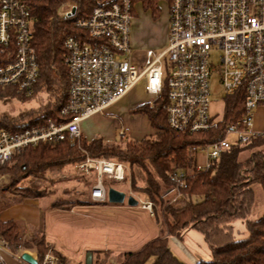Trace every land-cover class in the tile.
<instances>
[{
	"label": "built area",
	"instance_id": "built-area-1",
	"mask_svg": "<svg viewBox=\"0 0 264 264\" xmlns=\"http://www.w3.org/2000/svg\"><path fill=\"white\" fill-rule=\"evenodd\" d=\"M38 1L42 0H0V88L15 86L27 97L34 94L39 76L32 42L33 11ZM64 4L58 16L75 19L77 6ZM168 15L167 47L158 54L147 50L141 68L131 58V0L100 3L87 18L73 20L80 32L69 34L63 43L69 85L61 110L63 116L71 118L59 124L48 119L47 125L19 132L0 130V165L11 161L16 150L41 140L56 141L68 135L75 144L82 135L84 119L104 113L142 81L154 100L166 91L164 108L173 130H219L225 115L219 119L209 109V81L216 70L209 62L213 47L222 53L218 71L226 97L240 92L245 100L242 115L226 123L219 138L202 148H190L197 154L195 169L208 170L231 146L264 137V0H169ZM259 107L263 110L261 129L252 120ZM233 134L235 141L229 139ZM120 135L125 136V132L121 130ZM77 168L95 173L90 191L94 202L107 201L105 179L122 181L127 169L124 163L90 156ZM187 177L184 170L172 173V185L163 196L179 204L183 200L180 188ZM141 206L153 214L152 201L141 200ZM1 243L7 246L4 239ZM0 264L7 263L1 259ZM38 264H59V256L49 249Z\"/></svg>",
	"mask_w": 264,
	"mask_h": 264
},
{
	"label": "trees",
	"instance_id": "trees-1",
	"mask_svg": "<svg viewBox=\"0 0 264 264\" xmlns=\"http://www.w3.org/2000/svg\"><path fill=\"white\" fill-rule=\"evenodd\" d=\"M63 1L65 0L38 1L40 3H35L33 11L32 42L39 64L34 94H49L47 106L39 109L35 115L23 113L24 116L13 120L12 124L0 121V130L19 132L27 127L47 125L48 119L59 124L71 118L61 114L67 102L69 85L63 43L69 34L80 32L73 20L87 18L96 5L110 0H78L75 19L56 17ZM131 1L134 15L135 5L138 3L145 10H150L153 17L159 16L162 0ZM16 91L15 86L0 88V99ZM244 100L240 92L226 97L225 119L219 130L189 133L169 127L164 108V90L154 101L145 102L133 109L134 112L148 116L156 129L154 135L115 142H108L101 136L87 139L81 135L73 145L68 135L56 141L41 140L16 150L11 161L0 165V174L9 173L11 176L8 187L16 189L27 179L35 180L41 187L50 179L49 172L62 171L68 165L83 162L88 156L115 159L131 167L139 166L146 174V184L138 185L132 176L131 187H139V192L153 202L154 208L157 205L161 207L166 226L163 231L173 236L191 226L204 234L211 248L212 259L200 260L195 264H264V213L257 219L248 218L254 196L252 184L259 183L264 190V160L259 155L260 152L263 153L264 137L231 146L208 170L195 169L197 154L190 149L192 146L202 148L207 142L219 138L226 123L242 115ZM252 164L253 179L248 182L240 174V170ZM177 170L188 172V177L185 186L180 188L183 200L179 204H173L163 193L172 185L170 175ZM127 175L126 173L124 180ZM95 180L94 175L87 178L85 183L91 187ZM40 187L24 184L19 191L8 196L4 205L21 202L27 196H42L45 192ZM238 218H245L248 235L235 239L232 223ZM0 237L13 252H17L19 248L35 250L38 261L50 249L42 232L31 238L24 237L20 225L14 220L0 218ZM98 253L105 254V251L98 250ZM118 255L120 264H194L180 259L171 250L169 238L164 233L149 240L137 251L121 252ZM58 256L59 264H65V258ZM100 264H104V261Z\"/></svg>",
	"mask_w": 264,
	"mask_h": 264
},
{
	"label": "rangeland",
	"instance_id": "rangeland-1",
	"mask_svg": "<svg viewBox=\"0 0 264 264\" xmlns=\"http://www.w3.org/2000/svg\"><path fill=\"white\" fill-rule=\"evenodd\" d=\"M64 7L70 5L78 6V0H65ZM62 2V3H63ZM40 3V2H39ZM37 2V4H39ZM61 3V4H62ZM168 4L169 0L160 1V13L158 17H143L145 11L141 10L140 4L135 5V17L131 25V58L133 62L141 68L146 58L147 50L151 49L155 53H160L167 47L169 35V19H168ZM66 10H63L65 13ZM59 17V16H56ZM66 18L64 14L61 16ZM136 41V42H135ZM136 44V45H135ZM209 62L216 69L210 77V112L217 118H223L226 109V92L223 88L219 69L221 67V50L213 47L210 50ZM167 74V68H164V75ZM63 83V82H62ZM133 100L147 99L149 102L154 101L153 96L145 92L143 81L135 85L129 92ZM127 95V94H126ZM49 94L35 93L34 96L27 97L18 91L11 95L8 94L0 99V121H7L12 124L13 120L23 117V113L35 115L39 109L47 106ZM125 97V96H124ZM116 106L105 114L104 120L99 124V128L103 130L104 139L108 142L121 141L125 139H136L143 134L144 137H150L154 133L147 132L146 122L143 119H136L137 112H131L129 109L122 111L115 110ZM22 115V116H21ZM252 120L255 127L261 129L263 121V110L261 107L256 109ZM125 132V137L122 139L120 132ZM96 135H101L97 133ZM114 136V139H109L108 136ZM235 141L237 136L231 135L229 138ZM263 153L260 152L262 160ZM116 161L115 159H111ZM79 164V163H78ZM127 166V178L122 181H108L105 179L106 188L111 183L116 189L124 191L127 196L131 193L134 196L140 197L137 205H129L127 198L122 203L116 206L114 203H81L78 200L86 199V193L90 186L85 185L87 178L92 177L95 173H84L77 168V164L68 165L65 169L64 177H59L58 174L62 171L55 170L49 172L48 177L55 179H68L73 175L78 179L83 177V181L76 186H60L55 189L56 195L46 194L42 199L34 197L26 203L13 204L7 210H1V217L15 218L19 222L20 229L22 228L21 220H29L32 223L38 222L35 225L34 231H41L49 244V248L65 258V264H85L87 254L93 252V264H120L118 254L121 252L137 251L141 249L149 240L166 234L169 238L171 250L185 261H190L189 255L184 251L181 245L173 239L178 237L179 242L187 248L193 255L197 256L198 261L212 259L211 248L205 240L202 231L188 226L179 233L170 235L169 232L163 231L165 226V217L159 205L153 208V214L147 210L140 208L141 200H148L139 191V187H131V177L134 176L136 182L140 186L146 184V174L139 166ZM253 165H246L240 170V174L250 182L253 179ZM79 170L77 171L76 168ZM129 166V167H128ZM84 175V176H82ZM10 174L3 172L0 174V189L7 190L10 193L19 191L24 184L32 187H40V183L35 180L27 179L21 182L16 189L8 187ZM111 180V179H110ZM67 181L65 185H70ZM53 186L50 183H43L41 190L47 191ZM254 196L251 199V209L248 218L257 219L264 212V190L259 183L252 184ZM63 193V194H62ZM65 194V195H64ZM84 194V196H82ZM48 195V196H47ZM144 197V198H143ZM25 203V204H24ZM232 234L235 239L244 238L248 235L245 218H238L232 223ZM25 231L22 232L24 237ZM32 236V235H31ZM27 237V238H31ZM143 244L140 246V244ZM55 246V248H54ZM140 246V247H139ZM139 247V249L137 248ZM124 248L126 251H119ZM133 248L135 250H133ZM137 248V249H136ZM132 249V250H131ZM98 250H104V253H98ZM105 257V260L103 259ZM196 262V263H197ZM195 264V263H194Z\"/></svg>",
	"mask_w": 264,
	"mask_h": 264
},
{
	"label": "crops",
	"instance_id": "crops-1",
	"mask_svg": "<svg viewBox=\"0 0 264 264\" xmlns=\"http://www.w3.org/2000/svg\"><path fill=\"white\" fill-rule=\"evenodd\" d=\"M140 8L141 10H145L143 8V6L140 4ZM167 16L169 17V15L167 14ZM135 17V15H134ZM143 17H152V13L150 10H147L145 11ZM136 42V41H135ZM136 45V44H135ZM146 92V90H145ZM147 93V92H146ZM148 94V93H147ZM145 102H149L147 99H142V100H133V97L131 96L130 93H128L127 95H125V97H123L122 99H120L119 101H117L116 103L112 104L111 106H109L104 113H97V114H94L86 119H84L81 123V131H82V135L84 137H86L87 139H93L94 137H98V136H101L104 138V133L103 130H101L99 128V124L101 123V121L104 120V117H105V114L109 113L111 109H113L115 106V110L117 111H122V110H126V109H129V111H133V109ZM134 112V111H133ZM135 115V118L136 119H143L145 122H146V129H145V133L147 132H150V133H154L156 132V129L152 126L151 122H150V119L148 118L147 115L143 114V113H134ZM97 133H101V135H96ZM108 137V140L109 139H114L115 138V135L114 136H110L109 135L107 136ZM141 138H144L143 134L139 135L137 139H141ZM76 168V166H75ZM63 170H66L68 171V169H63ZM60 172L58 174V178L59 177H64L65 176V171ZM77 171H79L77 168H76ZM50 178V177H49ZM83 177H79L78 179L75 177V175H73L72 173V176L68 179H55V178H50L49 180H47L46 182L47 183H50L53 187L49 190H47L44 195L42 196H36V197H39V198H43L46 196V194H51V195H56L55 193V189H59V185L60 186H63V187H66V186H71V187H74L76 186L78 183H81L80 181H83ZM108 180L109 182L110 181H116V180H110V179H106ZM69 181L71 184L70 185H65V183ZM85 181V180H84ZM44 182V183H46ZM86 185V183H85ZM87 186V185H86ZM108 186H112L114 187L113 185H111V183L108 184ZM44 190V189H43ZM90 191H91V188L88 189L87 193H86V199L87 200H83V199H80L78 200V202H81V203H109V201H105V202H94L91 200L90 198ZM49 192V193H48ZM63 194V193H62ZM9 195H13V193H10L9 191L7 190H2L0 189V211L1 210H7L9 208V206L15 204H20V203H23V202H27L28 200L30 199H33L35 196H27L25 197L21 202H16V203H13V204H9V205H4V201L8 198ZM65 195V194H64ZM48 196V195H47ZM58 196V195H56ZM82 196H84V194H82ZM126 197H127V194H126ZM136 197V196H135ZM138 197V196H137ZM144 198V197H143ZM126 199V198H125ZM24 203V204H25ZM111 203V202H110ZM118 203H114V205L116 206ZM141 209L143 210H146L144 208H142V206H140ZM264 213V212H263ZM0 215H1V212H0ZM1 219L3 220H14L16 222L17 219L15 218H3L0 216ZM38 222H34L32 223L31 221L29 220H21V225H22V228H21V231L24 232V235H26L27 237H30L31 235L34 236L36 234H38L39 230H36V232L34 231V228H35V225L37 224ZM19 224V222H18ZM248 231V230H247ZM43 234V233H42ZM31 236V237H32ZM2 237H0V246L2 248H0V260L3 259V261L7 264H30L28 263L27 261L23 260L21 255L23 252L27 251L29 252L31 255H33V257H36L37 258V253L35 250H28V249H22V248H19V250L17 252H13L8 246L6 245H2L1 241H2ZM174 240H176L180 245L181 247L184 249V251L189 255L190 257V261H186L188 263H196L198 261V258L197 256L193 255L192 253H190L186 247H184L178 240V237H173ZM143 244V242L140 244V246ZM139 246V247H140ZM139 247H137L139 249ZM55 248V246H54ZM136 248V249H137ZM53 250V249H52ZM132 250V249H131ZM133 250H135L133 248ZM119 251H126L124 248H121V250ZM129 251V250H127ZM176 254V253H175ZM177 255V254H176ZM178 256V255H177ZM179 257V256H178ZM180 258V257H179ZM182 259V258H180ZM183 260V259H182ZM185 261V260H184ZM94 263V261H93Z\"/></svg>",
	"mask_w": 264,
	"mask_h": 264
},
{
	"label": "water",
	"instance_id": "water-1",
	"mask_svg": "<svg viewBox=\"0 0 264 264\" xmlns=\"http://www.w3.org/2000/svg\"><path fill=\"white\" fill-rule=\"evenodd\" d=\"M107 195L108 201L111 203H122L124 202L125 198H127V202L129 205H137L139 203V199L132 194H129L126 197V193L115 187L108 186L107 187ZM22 259L27 261L30 264H38V259L33 257L29 252L25 251L21 255ZM85 264H93V252H89L86 257Z\"/></svg>",
	"mask_w": 264,
	"mask_h": 264
}]
</instances>
